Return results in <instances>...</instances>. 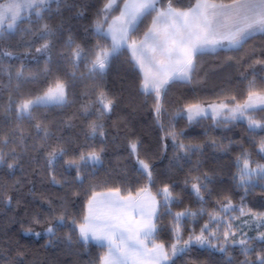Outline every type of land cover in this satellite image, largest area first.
<instances>
[{
  "label": "snow or ice",
  "instance_id": "1",
  "mask_svg": "<svg viewBox=\"0 0 264 264\" xmlns=\"http://www.w3.org/2000/svg\"><path fill=\"white\" fill-rule=\"evenodd\" d=\"M52 2L53 0H0V72H7L10 79L14 75L17 80V97L15 100L10 97L4 108L6 117L14 118L15 126L10 135H0V166L6 165L8 169H14L20 164L21 156L16 147L9 146L18 143L24 146L25 151L28 150V137L22 127L28 121L41 141L38 145H32V149L46 153L45 168L50 181L62 186L69 181L57 178L58 161L63 159L65 170L74 169L75 180L80 181L89 166L95 168L103 162L102 153L105 151L103 146L97 149L86 144L70 154L66 146L68 142L55 136L45 122L46 117L41 119L37 115L41 109L62 108L70 103L77 79L76 70L81 64L86 72L81 73L80 79L94 82L91 89L84 92V96L89 99L82 105L85 114L94 109L96 116V119L87 124L86 139L99 137L103 144L109 135L103 119L113 113L117 100L102 81L113 60L123 52L130 54V63L139 69V91L145 97L152 98L151 109L156 123L164 131L165 126L161 120L167 112L164 97L168 86L178 81L191 84L198 57L221 48L239 50L257 34L264 36V0H104L92 22L96 43L91 48H85L69 35L64 50L59 53L63 61L74 69L71 78L55 75L38 94L24 93L20 91L22 84L36 77L30 72L25 75L23 63L15 70L10 64L6 67L4 60H11L16 57V53L3 49L2 44L12 38L13 34L33 36L43 41L35 51L47 55L51 60L57 30L41 21L45 20L51 10ZM59 2L60 0H56L57 4ZM33 15L36 17V26L24 27L25 24L33 23L30 19ZM149 18L150 23L140 35V26ZM21 46L30 48L31 42ZM261 57H264V49L261 50ZM255 65H260L264 70V58H256L253 64H249L251 79L248 74L241 73L242 78L247 81L243 97L227 92L217 94L214 100L194 97L184 103L173 115V119L175 116L186 117L192 123L210 118L217 125L244 121L254 139L257 129L264 131V117L258 119L256 116L257 113L264 112V77L260 78L258 84ZM44 71L51 75V69L47 66ZM114 127L117 132L113 140H116L122 125L116 123ZM166 135L172 136L174 141L178 137L171 126ZM126 142L128 154L134 158L137 166V182L142 179L143 185L135 192L131 188L121 187L97 191L102 185H92L84 214L79 220L73 217L71 221L78 241H83L84 244L94 241L104 250L95 264H176L175 258L192 245L216 248L224 253L228 252L229 246H239L245 257L240 264H264V248L256 254L255 260L249 259L250 253L256 251L253 242H264V231L259 232L256 237H250L244 231V226L250 224L257 229H264V211H253L245 203L243 195L240 202L234 204L227 194L218 198L216 206L208 211L204 204L207 202L205 197L212 195L209 187L212 178L204 173L190 176L184 181L185 188L190 190L201 207L196 211L185 208L173 212V204L181 202L174 185L162 183L153 194L151 189L155 187L157 178L150 155L144 152L142 157L143 141L129 135ZM213 144L215 145V141ZM6 147L9 148L7 152L4 151ZM175 147L185 154L193 148L200 149L199 145H185L182 142H177ZM240 147L241 151L235 159L236 171L231 177L234 187L243 190L245 195L257 186L264 190V163L254 161L252 153L243 144ZM258 152L264 154V137L258 142ZM261 159H264V155ZM0 201H12L11 196L5 197L2 187ZM161 208L172 218L170 244L158 242ZM67 215L66 207L59 215L33 214L26 222H21V227L26 233L39 237L41 232L35 230L39 226L50 238L55 237L59 227L66 223ZM202 215H207L208 219L200 227L199 233L193 230L184 239L182 224ZM241 217L248 219L243 220L240 225L235 224L234 221ZM71 239L72 236L69 235V242Z\"/></svg>",
  "mask_w": 264,
  "mask_h": 264
},
{
  "label": "trees",
  "instance_id": "2",
  "mask_svg": "<svg viewBox=\"0 0 264 264\" xmlns=\"http://www.w3.org/2000/svg\"><path fill=\"white\" fill-rule=\"evenodd\" d=\"M104 0H60L59 4L52 2L50 11L41 23H48L57 30L53 40L51 60L47 55H37L35 49L43 41L33 36L13 34L12 38L2 44V48L12 50L16 57L5 59L13 70L21 63L25 66V75L29 72L35 75L34 80L25 81L20 91L24 93L38 94L47 87L55 75L66 79L71 78L74 69L63 61L59 53L64 50L65 42L69 35L85 48H91L96 43V37L92 32V22L96 13L103 6ZM186 2V0H185ZM81 13H83L81 15ZM32 24L24 27H35L36 17L31 18ZM150 23V18L140 26L139 34L142 35ZM62 25V27H60ZM31 42V47L21 46ZM11 45V48H9ZM255 49V55L253 50ZM264 49V36L257 34L239 50L219 49L216 52H208L198 57L196 72L191 84L174 82L168 86L164 97V106L167 112L162 117L161 123L165 130L162 131L156 123L151 109L152 98L145 97L139 91L140 72L130 63V55L127 51L115 58L102 81L104 87L116 97L117 104L113 113L103 119V123L109 133L107 139L101 142V138L86 139L87 124L96 119L94 109L85 114L82 105L88 102L84 92L93 86L92 80H81V73L86 69L83 64L76 70L77 79L70 96V103L62 108L41 109L37 114L45 122L55 136L67 141V147L71 154L74 150H80L82 145H92L97 149L101 146L102 163L89 166L83 173V179L75 180L74 169L65 170L63 159L58 161L56 172L58 179H67L68 184H54L50 181L45 168V155L43 151H34L32 145H38L41 141L37 136L31 122L25 121L22 125L27 139L28 150L23 145L12 144L20 154V164L14 169L0 166V187L4 190L5 197L11 196V203L0 201V264H95L103 249L93 243L84 244L77 240L75 226L72 218L78 220L84 214L88 196L91 194L92 185H102L97 191H106L110 187L131 188L133 192L143 185L135 173L137 167L134 158L130 157L127 150L126 137L134 135L143 141V153L150 155L156 175V185L151 190L153 194L162 183L174 185L176 193L180 194L181 202L173 204L172 211H181L189 208L196 211L201 207L197 199L185 188L186 178L207 173L212 182L209 187L211 196H206L204 207L211 211L216 205L215 201L223 195H230L234 204L240 202L241 196H245V203L253 211H264V190L259 186L245 195L243 190L236 189L232 182L235 173V159L240 153L241 147L252 153V159L264 163L258 152V142L264 137V131L256 130L253 139L247 128V124L241 121L227 125H217L210 118H202L199 121L189 123L181 116L173 115L183 107L186 101L194 97L204 100H214L221 92L236 94L243 97L247 81L241 73L248 74L251 79L249 64H253L256 58L261 57ZM51 69V75L46 74L45 67ZM257 82L264 77V70L260 65H255ZM17 80L15 76L10 79L7 72H0V135H10L15 126L13 117H6L4 108L9 103V98L17 97ZM257 118L264 117V112L256 114ZM120 123L119 138L113 140L117 129L114 124ZM126 125V126H125ZM175 131L177 140L166 135V131ZM215 141V145L213 144ZM177 142L185 145H199L200 149L193 148L185 154L175 147ZM9 148H4L7 152ZM87 150L86 148L84 149ZM11 162V161H9ZM19 182V183H17ZM67 208L66 223L61 225L55 237H49L43 229L36 226L35 230L41 232L39 237L26 233L21 222H26L33 214L41 216L59 215ZM161 217L158 227L160 229L158 242L170 244L172 242L171 216L161 208ZM207 215L198 216L194 220H186L182 224L183 237L187 239L190 232L199 233L200 227L207 221ZM25 227L27 224L25 223ZM256 233L249 234L256 237ZM72 236L71 242L68 237ZM51 239V242H49ZM255 252L250 253L249 259L255 260L256 254L264 248V242H253ZM20 253L18 256L17 253ZM176 264H240L245 259L239 246H229L228 252H220L216 248L199 247L192 245L185 253L175 258Z\"/></svg>",
  "mask_w": 264,
  "mask_h": 264
},
{
  "label": "rangeland",
  "instance_id": "3",
  "mask_svg": "<svg viewBox=\"0 0 264 264\" xmlns=\"http://www.w3.org/2000/svg\"><path fill=\"white\" fill-rule=\"evenodd\" d=\"M53 2H56V0H53ZM37 55H45V54L37 53ZM129 55H130V54H129ZM138 71H139V69H138ZM184 118H186V117H184ZM186 119H187V118H186ZM241 122H244V121H241ZM244 123H246V122H244ZM257 130H258V129H257ZM246 219H248V217H241L239 220L234 221V223L237 224V225H240L241 222H242L243 220H246ZM244 231L247 232V235H248V236H249V234L252 233V232L256 233L255 235L258 236L259 232L264 231V229H257L255 225L250 224V225L244 226ZM197 246H199V245H197ZM199 247H201V246H199ZM203 247H207V246H203ZM213 249H214V248H213Z\"/></svg>",
  "mask_w": 264,
  "mask_h": 264
},
{
  "label": "crops",
  "instance_id": "4",
  "mask_svg": "<svg viewBox=\"0 0 264 264\" xmlns=\"http://www.w3.org/2000/svg\"><path fill=\"white\" fill-rule=\"evenodd\" d=\"M221 49H227V48H221ZM217 50H219V49H217ZM90 242H93V243H95L94 241H90ZM96 244V243H95ZM98 245V244H97Z\"/></svg>",
  "mask_w": 264,
  "mask_h": 264
}]
</instances>
